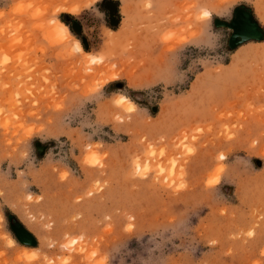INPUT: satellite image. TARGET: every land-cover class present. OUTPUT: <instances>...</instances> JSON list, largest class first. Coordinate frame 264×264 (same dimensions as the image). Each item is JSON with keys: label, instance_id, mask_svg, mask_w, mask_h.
<instances>
[{"label": "rangeland", "instance_id": "rangeland-1", "mask_svg": "<svg viewBox=\"0 0 264 264\" xmlns=\"http://www.w3.org/2000/svg\"><path fill=\"white\" fill-rule=\"evenodd\" d=\"M0 264H264V0H0Z\"/></svg>", "mask_w": 264, "mask_h": 264}, {"label": "bare ground", "instance_id": "bare-ground-1", "mask_svg": "<svg viewBox=\"0 0 264 264\" xmlns=\"http://www.w3.org/2000/svg\"><path fill=\"white\" fill-rule=\"evenodd\" d=\"M74 9L75 8H63V10L68 11V12L73 11ZM205 15L208 16V13H206ZM54 26H55V31H54L53 34H55L58 37L59 40H64L66 38L67 39L70 38V36L68 34V28H67V26L65 24L61 23L60 21H55L54 22ZM237 27H238V25L235 28H237ZM243 30L244 29L241 28L239 30V32H241ZM249 36H251V35H249ZM244 37H246V35H244L242 39H244ZM70 40L72 41V45H73V47H72L73 57H77V59L79 58V60L81 62L84 61L86 59L87 55L83 51V48H82L81 44L79 43V41L74 40L72 38H70ZM87 59H89V58H87ZM84 62H86V61H84ZM121 100H123V102H127V104L131 105V103L127 99L122 98ZM8 244L11 247L14 246L15 245V240L12 239V238H9ZM22 256H23V258L25 260H32V259H34L35 254H34V252L32 250H27L26 249L24 251V253L22 254Z\"/></svg>", "mask_w": 264, "mask_h": 264}, {"label": "flooded vegetation", "instance_id": "flooded-vegetation-1", "mask_svg": "<svg viewBox=\"0 0 264 264\" xmlns=\"http://www.w3.org/2000/svg\"><path fill=\"white\" fill-rule=\"evenodd\" d=\"M106 10H107V12H108V17H109V19H115V17H116V10L114 9V7H111V6H107L106 8H105ZM254 32H252V34H253ZM234 36V35H233ZM235 39L237 38L238 39V36H235L234 37ZM248 38V37H247ZM240 39V38H239Z\"/></svg>", "mask_w": 264, "mask_h": 264}, {"label": "water", "instance_id": "water-1", "mask_svg": "<svg viewBox=\"0 0 264 264\" xmlns=\"http://www.w3.org/2000/svg\"><path fill=\"white\" fill-rule=\"evenodd\" d=\"M236 25L234 26V24H232V25H230V28H232L233 30H235L236 28ZM241 29V28H240ZM239 29V30H240ZM245 31V30H244ZM246 35V37H244V39H246L247 37H249V34L248 33H246L245 34ZM19 235V234H18ZM19 236H21V234L19 235ZM18 238H20V237H18ZM20 241L22 242V243H26V240L25 239H20Z\"/></svg>", "mask_w": 264, "mask_h": 264}]
</instances>
